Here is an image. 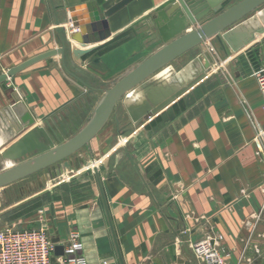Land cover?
<instances>
[{
  "label": "crops",
  "instance_id": "0c3cea01",
  "mask_svg": "<svg viewBox=\"0 0 264 264\" xmlns=\"http://www.w3.org/2000/svg\"><path fill=\"white\" fill-rule=\"evenodd\" d=\"M118 1L0 0V59L25 56L13 67L57 48L59 27L68 36L78 32L73 22H95L90 3L104 10ZM174 1L134 0L109 19L106 40L71 39L64 60L45 59L0 85V171L19 161L28 135L29 146L44 142L31 133L37 128L56 144L76 134L104 89L162 45L153 15ZM227 31L238 35L237 49L212 38L121 101L87 149L100 181L93 167L81 181L70 175L29 199L41 203L38 212L29 200L9 203L0 208V229L49 214L61 240L80 232L89 264H204L191 244L214 233L223 235L230 264H264V141L257 137L264 109L253 75L264 67V5ZM174 63L180 68L172 78ZM144 101L155 111L135 121L130 109ZM71 160L74 167L81 159ZM85 181L90 190L80 196Z\"/></svg>",
  "mask_w": 264,
  "mask_h": 264
},
{
  "label": "water",
  "instance_id": "95a60500",
  "mask_svg": "<svg viewBox=\"0 0 264 264\" xmlns=\"http://www.w3.org/2000/svg\"><path fill=\"white\" fill-rule=\"evenodd\" d=\"M133 1L120 0L104 10L97 3H90L88 6L96 9L95 22L86 27L73 22V27L78 28V32L68 36L64 35L59 27L58 31L61 33L59 47L37 54L1 73L0 85L5 86L4 84L9 78L45 59L61 55L64 60L66 52L70 50L71 39L86 44L106 40L112 34L109 19ZM263 5L264 0H175L168 3L153 15L162 45L124 74L111 87L104 89L103 96L94 108L88 122L69 139L56 144L52 137L40 128L31 132L42 134L44 142H39L36 147L29 146L27 139L30 135L26 137L21 146L22 151L15 155L19 161L0 171V189L43 170L56 167L63 161L66 162V168H69L71 164L69 165L67 159L84 148L91 150L92 140L109 122L121 101L131 91L140 86L145 87L147 81L158 71L212 38H216L224 48L225 40L228 39L234 45V49H237L240 46L237 43L238 35L229 33L230 31L227 30H232L235 24ZM57 24H60L59 21ZM174 93L168 100L179 94L178 92ZM149 111H155V107L147 101L130 109L131 116L135 121ZM23 120L29 121L32 125L35 123L29 114H26ZM91 157L93 165H95L93 155ZM94 171L100 181L96 165ZM59 174V170L52 171L53 177ZM52 242L55 245L52 262L58 264V258L64 255V245L57 228L52 236Z\"/></svg>",
  "mask_w": 264,
  "mask_h": 264
},
{
  "label": "built area",
  "instance_id": "2783aa9c",
  "mask_svg": "<svg viewBox=\"0 0 264 264\" xmlns=\"http://www.w3.org/2000/svg\"><path fill=\"white\" fill-rule=\"evenodd\" d=\"M258 81L264 109V67L253 72ZM258 139L264 141V128L259 131ZM46 227L21 228L8 226L0 229V264H54L55 245ZM64 255L58 264H89L83 255L81 234L72 230L65 240ZM191 248L196 257L204 264H230L228 252L223 244V235L208 234L193 242Z\"/></svg>",
  "mask_w": 264,
  "mask_h": 264
},
{
  "label": "rangeland",
  "instance_id": "374dc122",
  "mask_svg": "<svg viewBox=\"0 0 264 264\" xmlns=\"http://www.w3.org/2000/svg\"><path fill=\"white\" fill-rule=\"evenodd\" d=\"M21 58H25V56H20V55H9L8 58H4V59H0V74L3 72H6L8 70L9 67L12 66V64H15L16 62L20 61ZM178 68H180V66H178L177 63H174L170 70L171 73H173V75L171 76L172 78L175 77V74L178 70ZM171 73H167L165 76L171 75ZM161 77V76H160ZM159 77V78H160ZM162 77V78H163ZM170 77V78H171ZM161 80V79H160ZM159 80H153L152 82H150V84H155L158 83ZM6 85V84H4ZM80 157V161H78V164L76 166H70L68 169L66 168V162L63 161L61 162L59 165H57L56 167H52L46 170H43L42 172H39L37 175L28 178L26 180H21L20 182H15V184L11 185L8 188H5L4 190H0V208L1 207H5L7 205L10 204H18L22 201L25 200H29L31 198H33L35 195H37L38 193H43L46 192L48 190L54 189V187L58 184H61L64 180L68 179L70 175H79L76 176L78 177L76 179L77 180H83L85 175L84 173H89L90 168L93 167V161L92 159H90V156L88 154L87 148H84L83 150H80L76 156H72L71 158L67 159V162L69 163V165L71 164V159L74 157ZM10 166V165H9ZM60 171V174L53 177L52 176V171ZM83 173V174H82ZM35 180H37L38 182H36ZM33 183H38V186L32 190L26 191L25 193H19L17 194V191L22 188L23 186H31V184ZM82 185H80V196L84 195L87 196L90 190V183L85 181L81 183ZM37 199V198H36ZM36 200L32 199L29 200L28 202H26V206H28V208L30 210H33L35 212H38V210H41L39 207L42 206L41 203L39 202L38 205L35 203ZM49 214L46 215V218L43 219V221H35V223H32V225L27 226V227H22V228H29V227H39V226H44L48 229V231L50 232L51 235L55 234V229H54V225L57 226L56 222H52V220H50ZM1 218V216H0Z\"/></svg>",
  "mask_w": 264,
  "mask_h": 264
},
{
  "label": "bare ground",
  "instance_id": "6f19581e",
  "mask_svg": "<svg viewBox=\"0 0 264 264\" xmlns=\"http://www.w3.org/2000/svg\"><path fill=\"white\" fill-rule=\"evenodd\" d=\"M95 163H96V161H95ZM95 165H96V164H95ZM95 165H93V168H94Z\"/></svg>",
  "mask_w": 264,
  "mask_h": 264
}]
</instances>
